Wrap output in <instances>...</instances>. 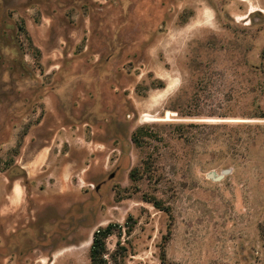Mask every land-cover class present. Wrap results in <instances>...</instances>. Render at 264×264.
I'll return each mask as SVG.
<instances>
[{
	"label": "rangeland",
	"instance_id": "obj_1",
	"mask_svg": "<svg viewBox=\"0 0 264 264\" xmlns=\"http://www.w3.org/2000/svg\"><path fill=\"white\" fill-rule=\"evenodd\" d=\"M111 223L107 264H264V0H0V264Z\"/></svg>",
	"mask_w": 264,
	"mask_h": 264
},
{
	"label": "trees",
	"instance_id": "obj_2",
	"mask_svg": "<svg viewBox=\"0 0 264 264\" xmlns=\"http://www.w3.org/2000/svg\"><path fill=\"white\" fill-rule=\"evenodd\" d=\"M179 129H184L187 127H195V125H178ZM141 128L134 133L132 139L134 143H139V133H141ZM181 136H184L183 133H181ZM136 173V170L132 171L131 178L134 177ZM156 208H160L161 205L158 201H152L151 202ZM131 220V218H130ZM129 224V223H127ZM128 233H131L133 231V225H128ZM124 227L120 224L111 223L107 227H101L99 228L94 234L92 238V245L90 249V259L91 264H107L106 256L108 255V245L107 240L113 236L117 230L120 232L122 231ZM165 261V259H164ZM165 264V262H164Z\"/></svg>",
	"mask_w": 264,
	"mask_h": 264
},
{
	"label": "crops",
	"instance_id": "obj_3",
	"mask_svg": "<svg viewBox=\"0 0 264 264\" xmlns=\"http://www.w3.org/2000/svg\"><path fill=\"white\" fill-rule=\"evenodd\" d=\"M49 150H50V146H47L43 150L36 152L33 156L32 163L30 162L23 166L24 170L28 169L27 173L29 176L32 174H37L42 168H44L45 165H47L49 161V156H50ZM13 183L14 184L12 187V192H13V188L16 186H19L22 189V196H21L20 201L17 202L16 204L13 203L16 206V208H18L23 203V199L25 196V190L22 184L17 183V182H13ZM11 198H12V195H11Z\"/></svg>",
	"mask_w": 264,
	"mask_h": 264
},
{
	"label": "water",
	"instance_id": "obj_4",
	"mask_svg": "<svg viewBox=\"0 0 264 264\" xmlns=\"http://www.w3.org/2000/svg\"><path fill=\"white\" fill-rule=\"evenodd\" d=\"M227 173H229V171H225V174H227ZM208 177H209L210 179H221V178H223V176H219L218 178H216L214 173H210V174L208 175Z\"/></svg>",
	"mask_w": 264,
	"mask_h": 264
},
{
	"label": "bare ground",
	"instance_id": "obj_5",
	"mask_svg": "<svg viewBox=\"0 0 264 264\" xmlns=\"http://www.w3.org/2000/svg\"><path fill=\"white\" fill-rule=\"evenodd\" d=\"M159 120H162V119H146L145 122H156ZM163 120H167V119H163ZM168 120H170V119H168Z\"/></svg>",
	"mask_w": 264,
	"mask_h": 264
}]
</instances>
